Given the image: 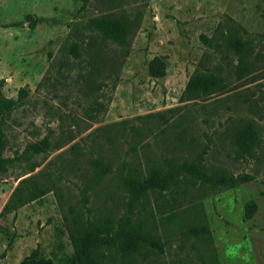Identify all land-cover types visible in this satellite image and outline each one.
<instances>
[{"label":"rangeland","instance_id":"1","mask_svg":"<svg viewBox=\"0 0 264 264\" xmlns=\"http://www.w3.org/2000/svg\"><path fill=\"white\" fill-rule=\"evenodd\" d=\"M79 7L78 0H0L2 94L15 100L18 89L27 88L22 105L3 125L1 156L11 163L0 173V211L17 182L38 172L62 196L58 200L48 193L0 217V264H18L36 248L41 258L69 264L72 248L63 222L69 206L84 219L121 215L126 197L111 174L80 201L88 160L102 158L116 172L122 163L143 165L146 159L183 158L199 150H204L207 168L251 176L252 181L193 190L192 202L209 230L207 241L182 236L176 221H161L164 200L155 203L151 196L147 209L153 216L143 217L165 244L162 253L140 257L139 264H264V0H88L82 11ZM102 15L126 18L132 31L126 54L83 29ZM33 18L46 21L30 27ZM228 27L249 52V74L239 82L231 78L234 55L201 39H216ZM73 44L77 57L69 53ZM153 57L164 59L163 78L147 74ZM201 62L226 77L229 90L179 103ZM148 114H162L168 126L161 127L157 116L136 119ZM238 120L257 127L262 147L253 158H236L225 134ZM131 126L142 133L132 135ZM44 137L57 149L24 154L28 144ZM248 201L256 208L245 220ZM178 217L189 221L192 214L189 210Z\"/></svg>","mask_w":264,"mask_h":264},{"label":"trees","instance_id":"2","mask_svg":"<svg viewBox=\"0 0 264 264\" xmlns=\"http://www.w3.org/2000/svg\"><path fill=\"white\" fill-rule=\"evenodd\" d=\"M79 11H82L88 0H78ZM45 19L33 18L29 24L42 23ZM85 31L95 34L101 43H109L124 49L127 53L131 42L132 31L122 15H102L89 20ZM226 33H221L216 39H201L210 47L231 52L236 58L231 73L232 81L239 82L249 74L248 48L232 27H228ZM90 42H94L92 38ZM73 57L78 56V46L73 44L69 48ZM203 61H207L204 59ZM165 62L162 57H153L147 64V74L150 78H163L165 76ZM3 79H0V173L5 171V166L11 163L10 159L1 156L5 147L3 125L10 114L20 107L27 97V88L18 89L16 99L11 100L3 96ZM227 78L215 70H209L202 66L197 68L188 78L180 95L179 103L209 98L212 95H221L229 90ZM99 90V87L96 88ZM96 108L92 107L94 111ZM172 112V109L167 110ZM157 116L161 121V127L168 126L169 120L162 114H148L138 117V120L149 119ZM260 121H263L259 116ZM126 121H121L124 125ZM130 132L139 136L142 129L131 126ZM149 131V130H148ZM164 130H161L163 133ZM180 133H183L181 131ZM230 139V145L236 158H253L261 149L262 140L258 130L252 121L232 122L225 130ZM51 149H57V145L51 146L47 137L38 142L28 144L24 154L39 155ZM204 150L188 153L185 157H161L158 159H146L143 165L137 163H122L116 172H112L110 162L96 158L88 160V170L82 174L83 187L81 189V202L86 201V195L93 185L98 184L107 175H112L115 186L123 193L126 200L123 204V212L120 216H98L93 219H84L76 208L69 206L68 217H63L65 229L72 248V259L69 264H139L140 257L149 254L157 255L163 252L164 242L152 233L147 226L144 215L152 217L148 211L150 197L154 201L164 200L162 210L158 212L161 221H176V227L180 228V234L187 238L199 241L209 239L207 226L200 222V210L192 201L194 191L208 189L214 191L220 188H235L243 183L252 181L251 176H233L224 170L209 169L203 163ZM33 167L29 169L33 171ZM50 180H43L41 174L27 176L17 182L10 197L0 211V217H4L16 210L53 193L61 200V193ZM184 205V208H181ZM255 203L248 201L244 205L245 220H249L255 212ZM191 211L192 217L185 221L178 217L179 213ZM165 215V216H163ZM11 242L7 243L9 248ZM18 264H56L50 259L41 258L38 248L32 251Z\"/></svg>","mask_w":264,"mask_h":264}]
</instances>
